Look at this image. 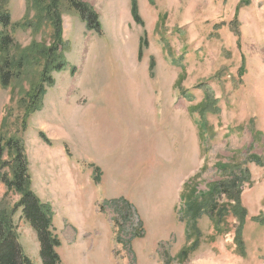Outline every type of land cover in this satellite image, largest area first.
Masks as SVG:
<instances>
[{"label":"rangeland","instance_id":"obj_1","mask_svg":"<svg viewBox=\"0 0 264 264\" xmlns=\"http://www.w3.org/2000/svg\"><path fill=\"white\" fill-rule=\"evenodd\" d=\"M79 1L101 29L63 12L67 68L36 108L28 95L57 44L47 2L0 0L11 61L32 54L19 78L0 84V126L6 119V135L22 142L31 189L52 209L61 264H264V0H136L142 26L131 0ZM239 170L249 178L245 256L234 243L238 219L228 216L227 234L210 241L203 214L199 247L180 262L189 228L180 194L196 187L199 196ZM5 193L0 183V211L42 264L37 235L16 212L20 195Z\"/></svg>","mask_w":264,"mask_h":264},{"label":"trees","instance_id":"obj_2","mask_svg":"<svg viewBox=\"0 0 264 264\" xmlns=\"http://www.w3.org/2000/svg\"><path fill=\"white\" fill-rule=\"evenodd\" d=\"M27 1L30 4V0ZM37 1L40 4H46L47 2L42 16L53 25L57 44L48 50L46 54L47 63L39 83L28 95L36 108L42 104V99L45 96V87H52L54 85L53 74L62 72L67 68L64 58H61L59 53L62 46L63 12L68 10L77 14L86 24L89 31H99L101 29L98 14L90 6L79 0H68L64 3V6L60 0ZM243 4H246V2L243 1ZM131 16L135 23L142 26L143 23L139 15L136 0H131ZM11 24L10 13L4 8H0V27L3 30V33L0 34V53L3 58L0 66V84L2 87L10 86L16 78H19L24 65L28 61L27 58L32 56V54L25 52L26 56L23 54L22 58L17 60V62L11 61L10 52L15 44L13 38L7 33ZM146 44L145 39H140L138 49L139 60L143 57ZM33 49L37 52L38 56L42 55L44 57V53H41L40 48L33 47ZM153 68L154 62L151 61L150 69L152 70ZM71 72L74 74L75 69L72 68ZM180 81L181 77L178 78V82ZM207 99L209 100L210 98ZM209 104H211V101H209ZM28 109L29 107L26 108V110ZM195 110H200L203 115L206 113L205 107H202L201 104L197 105ZM5 120L2 121L0 126V183L6 186L5 196H8L12 192L20 195V200L15 206L16 212L20 211L21 216L35 231L40 245L42 264H61V258L57 252V249L61 246V242L54 235L52 209L49 205L42 203L31 189L29 162L24 152L23 144L18 138L6 135L4 132ZM256 161L258 162V160ZM248 180V171L239 170L238 173L235 172L225 180L213 184L208 188L207 192L201 193L199 196L196 187L189 189L187 193L183 191L180 194V200L184 204V213L189 220L188 242L187 246L178 255L180 262H184L189 254L199 247L201 236L197 229V222L203 214L209 216L215 232L214 235L209 237L210 241H215L218 236L226 235L228 232L226 218L228 216L236 217L239 225L235 230L234 243L237 252L245 256V244L242 235L248 214L242 205L241 194L244 183ZM221 199H224L225 202H221ZM0 264H35L23 253L17 234L11 224V218L1 211Z\"/></svg>","mask_w":264,"mask_h":264},{"label":"bare ground","instance_id":"obj_3","mask_svg":"<svg viewBox=\"0 0 264 264\" xmlns=\"http://www.w3.org/2000/svg\"><path fill=\"white\" fill-rule=\"evenodd\" d=\"M164 194L166 193V191L165 192H163Z\"/></svg>","mask_w":264,"mask_h":264},{"label":"crops","instance_id":"obj_4","mask_svg":"<svg viewBox=\"0 0 264 264\" xmlns=\"http://www.w3.org/2000/svg\"><path fill=\"white\" fill-rule=\"evenodd\" d=\"M166 192H167V189H166Z\"/></svg>","mask_w":264,"mask_h":264}]
</instances>
